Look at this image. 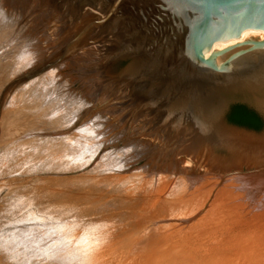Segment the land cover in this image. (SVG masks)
<instances>
[{
    "label": "bare ground",
    "instance_id": "6f19581e",
    "mask_svg": "<svg viewBox=\"0 0 264 264\" xmlns=\"http://www.w3.org/2000/svg\"><path fill=\"white\" fill-rule=\"evenodd\" d=\"M56 33L0 0V264H264V165L206 167L105 113Z\"/></svg>",
    "mask_w": 264,
    "mask_h": 264
},
{
    "label": "water",
    "instance_id": "95a60500",
    "mask_svg": "<svg viewBox=\"0 0 264 264\" xmlns=\"http://www.w3.org/2000/svg\"><path fill=\"white\" fill-rule=\"evenodd\" d=\"M56 17L65 77L92 104L206 167L264 165V0H23Z\"/></svg>",
    "mask_w": 264,
    "mask_h": 264
},
{
    "label": "trees",
    "instance_id": "16d2710c",
    "mask_svg": "<svg viewBox=\"0 0 264 264\" xmlns=\"http://www.w3.org/2000/svg\"><path fill=\"white\" fill-rule=\"evenodd\" d=\"M228 118L232 123L246 126L255 130H261L264 127L263 120L253 111L244 105H234L231 107Z\"/></svg>",
    "mask_w": 264,
    "mask_h": 264
},
{
    "label": "rangeland",
    "instance_id": "374dc122",
    "mask_svg": "<svg viewBox=\"0 0 264 264\" xmlns=\"http://www.w3.org/2000/svg\"><path fill=\"white\" fill-rule=\"evenodd\" d=\"M23 28H24V27H23ZM23 28H22V29H23ZM26 28H27V27H25L24 29H25V30L27 31V33H28V32H29V30H28V29H29V27H28V29H26ZM22 29H20V31H21ZM24 29H23L22 31H23V32H24V34H25L26 32H25V30H24ZM18 31H19V30H18ZM18 31H17V32H18ZM20 31H19L17 34H18V35H20V34L22 33V36H24L23 38H25V35L27 36V34H25V35H24V34H23V32H21V33H20ZM20 36H21V35H20Z\"/></svg>",
    "mask_w": 264,
    "mask_h": 264
}]
</instances>
